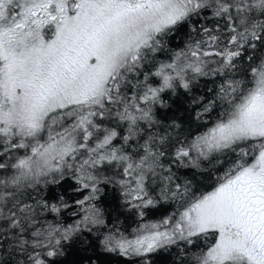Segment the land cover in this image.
Instances as JSON below:
<instances>
[{
    "label": "snow or ice",
    "instance_id": "snow-or-ice-1",
    "mask_svg": "<svg viewBox=\"0 0 264 264\" xmlns=\"http://www.w3.org/2000/svg\"><path fill=\"white\" fill-rule=\"evenodd\" d=\"M71 248L264 264V0H0V264Z\"/></svg>",
    "mask_w": 264,
    "mask_h": 264
},
{
    "label": "trees",
    "instance_id": "trees-1",
    "mask_svg": "<svg viewBox=\"0 0 264 264\" xmlns=\"http://www.w3.org/2000/svg\"><path fill=\"white\" fill-rule=\"evenodd\" d=\"M201 91L202 88L194 90L196 94H199ZM169 103L171 104V108L164 113V115L168 118L175 116L177 119H186L188 113L193 107L190 103V97L187 96H181L179 98L173 97ZM105 206L113 212L116 210L117 205L116 201L113 199V193L111 190L105 198ZM121 219H123V216H121ZM85 255L86 254L79 251L78 248H71L66 257H64V264H82V259ZM98 264H115V260L113 258L100 255ZM157 264H171V258L168 254H163L158 258Z\"/></svg>",
    "mask_w": 264,
    "mask_h": 264
}]
</instances>
